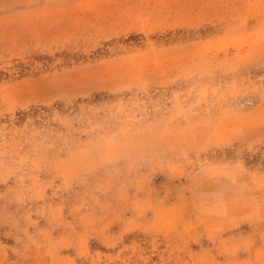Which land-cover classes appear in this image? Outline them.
<instances>
[{"label":"rangeland","instance_id":"rangeland-1","mask_svg":"<svg viewBox=\"0 0 264 264\" xmlns=\"http://www.w3.org/2000/svg\"><path fill=\"white\" fill-rule=\"evenodd\" d=\"M0 264H264V0H0Z\"/></svg>","mask_w":264,"mask_h":264}]
</instances>
